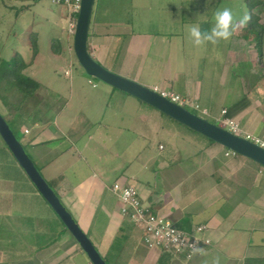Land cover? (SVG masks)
<instances>
[{"label": "crops", "instance_id": "0c3cea01", "mask_svg": "<svg viewBox=\"0 0 264 264\" xmlns=\"http://www.w3.org/2000/svg\"><path fill=\"white\" fill-rule=\"evenodd\" d=\"M261 2L245 4L251 21L229 41L195 47L187 26L210 28L214 12L227 3L94 0L88 51L105 69L187 97L207 121L221 127V118L230 119L239 136L264 146ZM51 7L0 0V61L17 58L22 75L38 85L25 100L12 90L6 104L0 100V114L104 261L264 264V167L226 156L221 145L74 68L61 33L66 18L61 7ZM31 13L33 21H23ZM62 63L76 71L46 83L43 72ZM115 185L135 187L150 213L181 230L204 226L211 245L189 261L148 249L123 216ZM0 264H91L1 138Z\"/></svg>", "mask_w": 264, "mask_h": 264}, {"label": "water", "instance_id": "95a60500", "mask_svg": "<svg viewBox=\"0 0 264 264\" xmlns=\"http://www.w3.org/2000/svg\"><path fill=\"white\" fill-rule=\"evenodd\" d=\"M94 0H81L73 34V52L78 65L86 76L94 78L113 89L121 91L159 111L191 131L221 145L226 150L245 157L264 167V147L235 135L189 110L164 98L153 89L121 77L96 62L88 51L87 39ZM0 138L18 165L34 185L38 193L72 235L91 264H107L88 236L80 229L74 218L64 207L54 190L35 166L32 159L0 114Z\"/></svg>", "mask_w": 264, "mask_h": 264}, {"label": "built area", "instance_id": "2783aa9c", "mask_svg": "<svg viewBox=\"0 0 264 264\" xmlns=\"http://www.w3.org/2000/svg\"><path fill=\"white\" fill-rule=\"evenodd\" d=\"M53 5H64L67 11V32L73 35L75 30V18L79 12L81 0H49ZM67 75V73H66ZM164 98L186 109V107L197 110L201 115H206V111L199 110V106L187 97L179 96L170 92H163L153 89ZM225 111H222L224 116ZM201 117V116H200ZM221 128L239 136L240 129L236 123L227 118L219 120ZM246 139L250 140L249 137ZM262 147L263 144L257 140H250ZM234 154L226 151L225 155ZM121 204L123 216L134 227L141 231L142 241L148 249L159 250L163 253L176 255L186 261L191 260L197 252L194 245H199L204 249L211 245V241L206 236L204 226L193 227L190 231H184L176 227L171 221L160 215L150 213L141 203L139 193L133 186L119 187L115 185L112 189Z\"/></svg>", "mask_w": 264, "mask_h": 264}, {"label": "clouds", "instance_id": "9594fccd", "mask_svg": "<svg viewBox=\"0 0 264 264\" xmlns=\"http://www.w3.org/2000/svg\"><path fill=\"white\" fill-rule=\"evenodd\" d=\"M250 21V12L245 11L241 16L231 8L224 7L214 12L210 28L202 29L200 24H192L187 26V35L195 47L208 44L219 45L221 42L229 41L238 28H246ZM194 251L203 253L204 249L200 248L199 245H194ZM213 264H219V259H215Z\"/></svg>", "mask_w": 264, "mask_h": 264}, {"label": "rangeland", "instance_id": "374dc122", "mask_svg": "<svg viewBox=\"0 0 264 264\" xmlns=\"http://www.w3.org/2000/svg\"><path fill=\"white\" fill-rule=\"evenodd\" d=\"M204 1V2H203ZM249 1H251V0H249ZM195 3H211L212 5H213V3H227V5H225L226 7H229V6H232V7H229V8H231L234 12H236L238 15H240V5H243L244 7H243V11L245 12L246 10H247V8L245 7V4L246 3H248L247 2V0L245 1V0H195ZM231 3V4H230ZM243 3V4H242ZM261 3H264V0H263V2H261ZM41 4H43L44 6H47V7H50V8H52L51 6H54V7H61L62 9V12H63V18H66V21H65V23H64V26L65 27H63L64 28V31H62V30H60V31H62L61 33H65L64 34V36L66 37V44H67V52H68V54H69V56L71 57V60L73 61V66H74V68L76 67V69H78V70H81V71H83L82 70V68L78 65V63H77V61H76V58H75V56H74V52H73V35H70L68 32H67V30H68V23H67V11H66V7L64 6V5H51V3L49 2V0H41ZM222 8H224V5L223 4H221L220 5ZM220 7V8H221ZM219 7L217 8V9H220ZM214 10V8H212V11ZM239 10V11H238ZM78 15V14H77ZM77 15H76V18H75V22H76V19H77ZM36 16V15H35ZM32 17H34L33 16V14L31 13V14H29V15H27V18L26 19H24L23 21H33V18ZM37 24V23H36ZM42 25H45V24H40V25H38V26H42ZM15 29L17 30V31H21L22 30V27H21V25H20V23L19 22H17L16 23V27H15ZM74 34V33H73ZM44 38V37H43ZM46 41H47V39H46ZM16 44V43H15ZM43 44H45V42H44V40H42V45ZM43 48V53H44V55H46V46L44 47H42ZM63 48L65 49V46H63ZM45 65V64H44ZM73 66L71 65V64H69V63H62L61 65H60V67H56V65L54 66V67H56L55 69H56V71L55 70H53L52 72H50V69H46L43 73H45V76H47V79L45 80L46 81V83H49V82H51V83H49V84H52V80H56L57 79V77H58V75L60 74H62L63 75V72H64V70H66V69H70V71L71 72H75L76 70H74V68H73ZM48 71V72H47ZM41 71H39L38 73H40ZM41 75H39V78H41V76H42V73H40ZM88 77V76H87ZM90 80H92L93 82H95V83H98V82H100V81H98V80H96V79H94V78H91V77H88ZM52 86V85H51ZM0 88H3V87H0ZM53 87H50V89H52ZM5 90L6 89H4L3 90V92H5ZM10 93H11V91H10ZM0 100H1V98H0ZM186 109L187 110H189L190 112H192V113H194V114H196V115H199V116H201L202 118H205L203 115H201L197 110H194V109H191V108H188V107H186ZM207 119V118H206ZM11 125V124H10ZM17 136V138H18V140L20 141V143H22L23 145V147L24 148H26L25 147V143H24V141H23V139H21L22 137L21 136H18V135H16Z\"/></svg>", "mask_w": 264, "mask_h": 264}, {"label": "trees", "instance_id": "16d2710c", "mask_svg": "<svg viewBox=\"0 0 264 264\" xmlns=\"http://www.w3.org/2000/svg\"><path fill=\"white\" fill-rule=\"evenodd\" d=\"M247 2L258 3L259 0H247ZM253 21L255 24L256 19H253ZM22 69L23 64L20 60H17V58L10 62L0 61V87H3L0 88V98L5 104L7 94H9L10 91L16 90L25 100L28 96H33L35 88L38 87L34 81L22 75ZM4 89H6L5 92H3Z\"/></svg>", "mask_w": 264, "mask_h": 264}]
</instances>
